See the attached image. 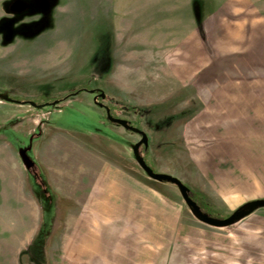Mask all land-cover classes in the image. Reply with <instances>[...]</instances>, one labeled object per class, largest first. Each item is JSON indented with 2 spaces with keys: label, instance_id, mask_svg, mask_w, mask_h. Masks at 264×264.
Wrapping results in <instances>:
<instances>
[{
  "label": "rangeland",
  "instance_id": "rangeland-1",
  "mask_svg": "<svg viewBox=\"0 0 264 264\" xmlns=\"http://www.w3.org/2000/svg\"><path fill=\"white\" fill-rule=\"evenodd\" d=\"M226 1L0 0V95L12 99L0 98V264H71L61 240L84 233L86 196L73 177L91 169L123 171L173 222L204 227L176 186L145 174L139 137L104 107L147 134L149 166L214 218L264 199V160L233 159L211 107L213 65L227 58L218 45H235ZM90 90L106 94L103 108ZM59 170L71 180L58 182ZM238 223L264 234V208Z\"/></svg>",
  "mask_w": 264,
  "mask_h": 264
},
{
  "label": "crops",
  "instance_id": "crops-1",
  "mask_svg": "<svg viewBox=\"0 0 264 264\" xmlns=\"http://www.w3.org/2000/svg\"><path fill=\"white\" fill-rule=\"evenodd\" d=\"M226 2L230 5L222 11L236 17L226 32L235 45H218V50H226L221 54L227 58L213 65V72L220 75L213 78L211 107L213 114L224 117L219 128L226 131L222 137L233 159L262 161L264 8L252 4L253 0ZM69 173L59 170L58 182L70 181ZM73 181V192L83 187L86 196L83 218L77 224L84 227V233L61 240L71 264H264V234L245 223L229 229L173 222L170 215L157 210L155 195L150 203L146 189L114 168L91 169Z\"/></svg>",
  "mask_w": 264,
  "mask_h": 264
},
{
  "label": "water",
  "instance_id": "water-1",
  "mask_svg": "<svg viewBox=\"0 0 264 264\" xmlns=\"http://www.w3.org/2000/svg\"><path fill=\"white\" fill-rule=\"evenodd\" d=\"M90 94H95V90H90L88 91ZM101 99L106 98V94L101 92L100 96ZM0 98L6 101H12V99L6 95V94H1ZM32 106H36L35 103L29 102ZM59 101L53 103V104H58ZM94 103L98 105L99 107H104L102 103H99L97 101V97L94 99ZM108 117L109 119L114 123L117 124L121 127H123L126 130H132L133 127L130 125V123L127 120H122V119H115L111 116L110 111L108 110ZM137 132L142 136V141L139 143L135 144L133 146V154L141 167V169L145 172V174L153 181L159 182V183H169L174 186H176L185 203L190 207L192 213L197 216V218L204 224L209 225L214 228H228L230 226L235 225L236 223L240 222L244 218H246L248 215L252 214L255 210L264 208V199H258V200H253L251 202H248L241 207H239L237 210H235L229 217L225 219H217L214 218L202 211V208L193 200L192 195H191V190L178 178L165 175V174H160L156 173L153 171V169L146 163L145 159L138 154V148L142 145L146 149L149 147V139L147 134L144 131L137 130ZM30 149L22 150L20 153V156L28 170H31L32 168L35 167L34 162L29 158L28 152Z\"/></svg>",
  "mask_w": 264,
  "mask_h": 264
},
{
  "label": "flooded vegetation",
  "instance_id": "flooded-vegetation-1",
  "mask_svg": "<svg viewBox=\"0 0 264 264\" xmlns=\"http://www.w3.org/2000/svg\"><path fill=\"white\" fill-rule=\"evenodd\" d=\"M100 92L99 91H96V93L95 94H93L94 95V99L97 97V101L99 102V103H102L101 102V100H103V99H101L99 96H100ZM103 104V103H102ZM103 108V107H102ZM105 109H107V110H109L110 111V114H111V109L110 108H107V107H104ZM111 116H112V114H111ZM113 118H115V117H113ZM108 119H109V117H108ZM116 119V118H115ZM122 120H124V119H122ZM112 122V121H111ZM129 122V121H128ZM130 123V125L133 127V129L132 130H130V131H134L135 133H136V135L139 137V141L137 142V143H139L140 141H142V136L137 132V130H141V129H139V128H137V127H135L131 122H129ZM142 131V130H141ZM136 143V144H137ZM149 148V147H148ZM147 149L144 147V145H142V146H140L139 148H138V154L140 155V156H142L143 158H144V152L146 151ZM145 159V158H144Z\"/></svg>",
  "mask_w": 264,
  "mask_h": 264
},
{
  "label": "trees",
  "instance_id": "trees-1",
  "mask_svg": "<svg viewBox=\"0 0 264 264\" xmlns=\"http://www.w3.org/2000/svg\"><path fill=\"white\" fill-rule=\"evenodd\" d=\"M83 90H79V91H77V92H82ZM69 96H71V95H69ZM69 96H67V97H69ZM66 97V98H67ZM146 161V160H145ZM146 163H147V161H146ZM148 164V163H147ZM149 165V164H148ZM192 194V198H193V200L202 208V211L204 212V213H206V214H208V215H210V216H212V213H209V212H207L206 211V208H205V206H207V205H205V203H204V199L202 200V199H200V198H198V197H196L195 196V194H193V193H191ZM212 217H214V216H212Z\"/></svg>",
  "mask_w": 264,
  "mask_h": 264
}]
</instances>
